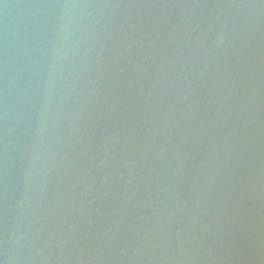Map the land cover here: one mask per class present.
Instances as JSON below:
<instances>
[{"label":"water","instance_id":"95a60500","mask_svg":"<svg viewBox=\"0 0 264 264\" xmlns=\"http://www.w3.org/2000/svg\"><path fill=\"white\" fill-rule=\"evenodd\" d=\"M0 264H264V0H0Z\"/></svg>","mask_w":264,"mask_h":264}]
</instances>
